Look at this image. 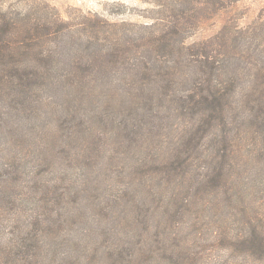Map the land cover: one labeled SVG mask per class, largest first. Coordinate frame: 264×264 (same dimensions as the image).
<instances>
[{"label": "trees", "instance_id": "16d2710c", "mask_svg": "<svg viewBox=\"0 0 264 264\" xmlns=\"http://www.w3.org/2000/svg\"><path fill=\"white\" fill-rule=\"evenodd\" d=\"M166 1L145 37L117 36L116 25L103 21L94 39L76 35L62 46L68 54L54 56L59 31L44 8L0 0V264L82 262L79 254L61 259L58 247L70 246L68 233L81 228L75 211L84 191L45 182L50 162L35 157L37 147L67 163L74 162L67 150H75L86 166L109 154L108 171L126 177V163L118 167L125 145L142 153L140 170L101 206L104 232L115 241L98 249L108 262L91 253L90 263L243 264L245 256L264 264V207L202 243L197 229L184 236L178 220L193 201L173 198L182 187L201 198L196 214L224 213L243 182L264 184V8L245 26L229 19L190 42L203 17L236 0ZM153 211L169 229L154 223Z\"/></svg>", "mask_w": 264, "mask_h": 264}, {"label": "rangeland", "instance_id": "374dc122", "mask_svg": "<svg viewBox=\"0 0 264 264\" xmlns=\"http://www.w3.org/2000/svg\"><path fill=\"white\" fill-rule=\"evenodd\" d=\"M24 1V4H20ZM166 0H11L9 5H14L20 9L35 10L43 7L41 11L45 19L50 20L54 31H59V45L57 50L53 52L54 56L65 55L66 49L62 46L68 44L71 40H77L76 35H82L84 37H91L97 33L96 26L103 23V21L110 25H116L115 32L117 36L129 37H145V26L151 23H159L160 10L164 9ZM230 8L212 18L203 17L200 26L198 27L195 34L188 39V41H199L213 36L217 33L222 26L229 19L231 21H237L240 25L245 26L255 19L261 10L264 8V0H236L231 2ZM161 17V16H160ZM67 27H70L67 28ZM55 37V34L52 36ZM94 39V38H93ZM54 46V45H52ZM81 49V47H79ZM73 54V53H71ZM64 59L63 62H67ZM41 123H39V126ZM96 127V123H93ZM79 138L83 135L79 134ZM38 140L32 139V146ZM74 144L80 143L74 141ZM71 153L74 158V162H64L62 157L55 153V157L48 153H43L39 147L36 148L35 157L38 159H47L48 163L46 172L44 174V181L54 184L55 181L61 180L66 187H70L71 190L78 189L84 192L80 193L83 204L76 209L75 217L80 215L78 223L81 225L80 230H73L68 233V237L74 239L71 241L72 244L60 245L59 251L61 253V259L65 257H72L74 255L82 256V262L78 264H92L88 260L91 253H95L92 256H97L103 262H108L107 252L98 250L104 244L110 242L112 244L115 239L110 233H105L103 226L100 221V214L103 213L101 208L102 205L107 206L110 203L111 196L118 192L121 193L129 184V177L137 175V159L142 157V153L136 152V148L129 145H125L123 152L128 153V157L125 161L119 160L118 167L123 166L126 163L124 170L131 171L125 177L124 175H115L113 172L110 173L109 169V154L104 157H99L93 166H86L81 161H76L75 157L77 152L75 150H67ZM111 153V152H110ZM130 153V154H129ZM115 154V153H113ZM39 155V157H38ZM117 161V160H115ZM257 167V165H252ZM251 166L248 167V170ZM259 169V168H258ZM244 175L249 176L247 172ZM30 177L34 180L39 178V174L31 172ZM139 178L136 179L138 181ZM259 178H252L247 182L242 183V189L239 190L238 200L235 198L233 207L226 208V212L220 213L219 210L209 211L208 208L204 211H200L198 214V207L201 203V198L191 199L186 196L182 187L176 188L173 193V198H182V201L192 200L193 204L189 208L190 211L184 212L179 216L178 220L183 222L185 229L184 236L187 233L192 232L194 229L200 231L202 235V243L208 242L212 236H216L214 233L222 225L230 226L232 224H242L246 216L251 214L252 209H259L264 207V184H256ZM134 182H132L133 191L137 194L139 190L134 188ZM64 190V187H63ZM205 196H208L207 192H203ZM38 193L36 194V196ZM39 196H37L38 198ZM33 198L27 196L25 199ZM248 205V207H245ZM240 209L239 212L233 214V208ZM250 209L248 210V208ZM235 209V210H236ZM248 210V212H247ZM65 208L62 209L64 213ZM67 212V211H66ZM247 212V213H246ZM162 213V212H161ZM159 215V212L153 211L152 218L154 223L162 221L160 223L161 229L166 227L169 229L166 217ZM246 213V214H245ZM124 217L125 215L122 214ZM264 217V215L260 214ZM74 217V218H75ZM128 219H127V218ZM125 217L126 221H130L131 213H128ZM91 221H87V219ZM104 223V222H103ZM191 227V229H190ZM129 228L126 227V231ZM107 234L109 237H107ZM124 235V231L122 233ZM183 236V237H184ZM188 236V235H187ZM201 237V236H200ZM130 239L129 237L127 238ZM208 248V244H206ZM54 255V254H53ZM243 264H260L241 256ZM263 263V262H261Z\"/></svg>", "mask_w": 264, "mask_h": 264}]
</instances>
